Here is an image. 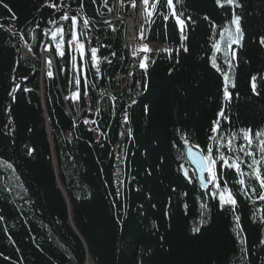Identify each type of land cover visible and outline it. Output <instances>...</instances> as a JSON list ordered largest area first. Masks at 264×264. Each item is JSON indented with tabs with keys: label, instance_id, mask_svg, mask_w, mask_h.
<instances>
[{
	"label": "trees",
	"instance_id": "1",
	"mask_svg": "<svg viewBox=\"0 0 264 264\" xmlns=\"http://www.w3.org/2000/svg\"><path fill=\"white\" fill-rule=\"evenodd\" d=\"M221 3L174 0L186 21L187 51L174 17L160 14L168 9L154 11L143 24L142 41L151 49L145 70L144 52L128 56L130 0H108L107 7L102 0H63L59 12L46 0H0V264H264V201L247 175L250 159L242 166L247 190L229 184L234 211L199 187L185 159L184 139L205 148L216 119L226 138L264 129V0ZM81 6L99 72L86 44L77 116L67 44L63 58L50 46L52 77L40 59L49 44L47 21L64 8L76 15ZM115 12L120 20L110 19ZM233 13L243 39L232 46L234 58L231 51L223 57V48L216 53L232 81L226 102L212 43ZM23 45L32 48L27 56ZM226 178L239 179L234 171Z\"/></svg>",
	"mask_w": 264,
	"mask_h": 264
},
{
	"label": "snow or ice",
	"instance_id": "2",
	"mask_svg": "<svg viewBox=\"0 0 264 264\" xmlns=\"http://www.w3.org/2000/svg\"><path fill=\"white\" fill-rule=\"evenodd\" d=\"M93 3H96V0H92ZM123 2V0H121ZM140 4L143 6V13L145 20L150 19L153 16L154 11H159L160 8H167V14L161 12L163 19L167 21L169 16L174 17L175 25L179 26L180 30V41L181 47L184 51H187V47L184 45V41L188 39V36L185 32L186 21L182 19L183 13H177L174 7V0H153L150 4V0H139ZM102 3L105 7L108 6V0H102ZM131 7L133 9L137 8V0H130ZM216 3L221 7L224 4L221 3V0H216ZM224 3L227 5H233L239 7L237 0H224ZM7 7V5H4ZM45 6L55 9L57 12L62 10L63 0L61 3L57 4L54 0H46ZM112 11L111 8L108 9ZM70 9L64 8L63 14L60 15L59 19H56L55 16L47 21L48 24L52 27H45L42 29L43 35L49 38V44L43 45L44 51H50V46H54L55 53L59 57H65V45L67 44L68 48L72 50L73 54L71 55V63L74 70L77 71V74L73 76V80L77 87V91L73 93V98L78 99L80 96L79 87L81 84L80 74L84 71V67L77 66V56L75 53H78L80 58L83 60L85 56L86 44L90 50V63L91 66L96 68L99 72V60H98V47L93 46L91 38L88 37L89 25L91 21L87 18H84L82 15L83 8L76 15H70ZM64 22V23H61ZM70 22V23H69ZM109 25L111 22L105 21ZM231 25H234L235 28L232 30L229 27H224L221 32L218 33L219 39L213 41L212 48L214 52L212 54V67L216 69L217 72H222L224 83H223V100L230 101L231 93L229 92V84L231 82L230 76L226 71H223L221 67L217 64V55L216 53H221L223 48V57L228 58L229 52L232 50L233 45H238L243 39V31L240 25V16L233 13L231 19ZM39 22L37 27H39ZM115 30V29H113ZM23 38V35H22ZM35 39V37H33ZM138 39H144V29L141 27ZM98 43V41H97ZM261 44H264V39L260 41ZM75 46L74 49L72 46ZM29 52L32 51V48L29 47ZM139 51L145 53V56L139 61V67L141 69L147 68L148 56L146 55L151 51V49L144 44L140 47ZM115 55V53H113ZM135 56V53H133ZM235 57V52L231 51V58ZM107 59V57H104ZM228 64L229 68L232 67L230 59H225L224 61ZM45 63L49 67L47 72L48 77H52L53 73L51 69V59H46ZM111 63V61H109ZM255 80V77H253ZM87 80L85 79V85ZM15 91V89H13ZM253 91H255V85H253ZM86 94V93H85ZM218 115L224 117V111L221 110ZM226 119V117H225ZM211 135L208 137L213 143L206 144L205 148L201 149L199 145H189V141L184 139V146L186 148V162L195 166L194 175L199 182V187L201 189H207L211 192L214 199L218 198L220 208L223 209L225 206H230L234 211L237 205V200L231 188L229 187L230 183H237L240 185L241 192L247 190L246 180L244 179L246 173L243 171L242 166L245 165V160L243 157H248L250 163H247V168L251 170L249 175L254 178L259 185L258 198L260 201H264V129L253 132L251 128H242L239 132H230L228 137L221 135V121L216 119L213 121L212 127L210 128ZM242 140L244 143L237 146L236 141ZM224 151L222 149H225ZM259 152L260 159L256 158V152ZM242 154V155H241ZM183 158V157H181ZM219 166V171H218ZM7 167L11 168L12 165L8 164ZM181 168H184V165H181ZM228 170V171H226ZM239 177V179H227L226 177H231L232 172ZM207 174V176H205ZM184 176L188 179L189 183L192 182L191 178L188 175V170L184 169ZM223 182V183H221ZM209 185L212 186L209 189ZM251 191L255 192L256 189L253 188ZM201 208H205V205H201ZM237 223L236 227L233 229L234 232H237L239 237V231H242L240 228L239 220L240 217H235ZM194 232H198L199 228H194Z\"/></svg>",
	"mask_w": 264,
	"mask_h": 264
},
{
	"label": "built area",
	"instance_id": "3",
	"mask_svg": "<svg viewBox=\"0 0 264 264\" xmlns=\"http://www.w3.org/2000/svg\"><path fill=\"white\" fill-rule=\"evenodd\" d=\"M150 4H151V0H150ZM142 13H143V6L140 4L139 1L137 2V8L133 9L131 7V5L129 6V11H128L129 17H128V19L125 20V25L126 26L127 25L129 26V23H132V27H133V30H134V37L132 39L129 37L128 26H127L126 27V37H125V39H126V43H127L128 56H129L130 59H131V57H134L133 53L136 52V47L139 44V42L137 41L139 31H140L141 27L143 28L144 22L147 21V20H145V18L142 15ZM110 19H112V20H120L121 17H120V15H118L115 12V13H113L112 18H110ZM177 28L179 30V26ZM72 47L74 49L75 46L73 45ZM131 47H132L133 51H131ZM70 51L72 52L71 49H70ZM44 53L45 54L42 55L41 56V59H40L41 68H43V58H45V56H46L47 59H51V62H52V65H51V69L50 70L51 71L54 70V60H53V57H51L49 51H44ZM72 54H73V52H72ZM75 54L77 56V66L78 67H81L82 66L81 65L82 59L80 58V56H79L78 53H75ZM23 55H28V54L25 53ZM79 61H80V65H79ZM46 70H47V72L49 71V67H48L47 64H46ZM81 77L83 78V74H81ZM121 80L122 79L119 76H116L115 81H121ZM125 80L128 81L127 79H125ZM127 84H129V83L127 82Z\"/></svg>",
	"mask_w": 264,
	"mask_h": 264
},
{
	"label": "rangeland",
	"instance_id": "4",
	"mask_svg": "<svg viewBox=\"0 0 264 264\" xmlns=\"http://www.w3.org/2000/svg\"><path fill=\"white\" fill-rule=\"evenodd\" d=\"M153 0H151V2H152ZM128 26V25H127ZM126 26V27H127ZM229 28H231L232 30H234V28H235V26L234 25H231V22H230V25H229ZM239 45V44H238ZM233 46H235V45H233ZM137 48V47H136ZM234 50V49H233ZM140 52V51H139ZM135 53V52H134ZM138 53V52H137ZM137 53H135V54H137ZM45 53H42V55H44ZM41 55V56H42ZM51 55V54H50ZM131 56V55H130ZM51 57H53L52 55H51ZM46 59H47V57L45 56V58H43V68H42V70L43 69H45L46 70V63H45V61H46ZM131 59L133 60L134 58L133 57H131ZM47 71V70H46ZM231 80V79H230ZM232 83V81L230 82V84ZM72 102L75 104V112H76V115L78 116V115H80L79 113H80V111L76 108V99H74V100H72ZM206 176H207V174H206Z\"/></svg>",
	"mask_w": 264,
	"mask_h": 264
},
{
	"label": "bare ground",
	"instance_id": "5",
	"mask_svg": "<svg viewBox=\"0 0 264 264\" xmlns=\"http://www.w3.org/2000/svg\"><path fill=\"white\" fill-rule=\"evenodd\" d=\"M128 33H129V37L132 39L134 37V30H133V27H132V23H129ZM131 51H133L132 47H131ZM145 63L147 64V63H149V61L147 60V61H145Z\"/></svg>",
	"mask_w": 264,
	"mask_h": 264
},
{
	"label": "water",
	"instance_id": "6",
	"mask_svg": "<svg viewBox=\"0 0 264 264\" xmlns=\"http://www.w3.org/2000/svg\"><path fill=\"white\" fill-rule=\"evenodd\" d=\"M185 159H187V158H186V150H185ZM186 163L188 164V166L190 167V169H191L193 172H195V166H194V165H191V164L188 163V162H186ZM184 169H185V167H184V168H181V173H182L183 178L186 179L185 176H184ZM195 177H196V176H195ZM196 180H197V179H196ZM197 182H198V180H197ZM198 184H199V182H198Z\"/></svg>",
	"mask_w": 264,
	"mask_h": 264
}]
</instances>
